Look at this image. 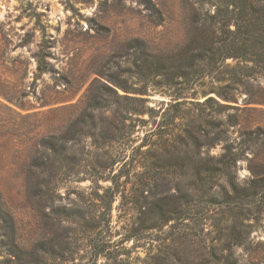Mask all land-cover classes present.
<instances>
[{"label":"rangeland","instance_id":"374dc122","mask_svg":"<svg viewBox=\"0 0 264 264\" xmlns=\"http://www.w3.org/2000/svg\"><path fill=\"white\" fill-rule=\"evenodd\" d=\"M216 5L0 0V264H264V74Z\"/></svg>","mask_w":264,"mask_h":264},{"label":"trees","instance_id":"16d2710c","mask_svg":"<svg viewBox=\"0 0 264 264\" xmlns=\"http://www.w3.org/2000/svg\"><path fill=\"white\" fill-rule=\"evenodd\" d=\"M213 1L217 3V12L211 19L216 20L222 34L218 52L225 59L251 63L252 67L247 71L249 75L264 74V0ZM40 68L45 70L43 59ZM229 154L230 151L221 161L223 167H228Z\"/></svg>","mask_w":264,"mask_h":264}]
</instances>
